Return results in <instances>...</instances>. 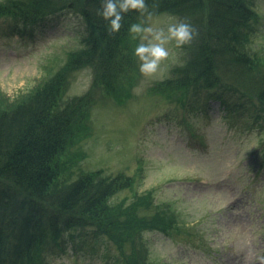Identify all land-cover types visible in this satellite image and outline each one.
Instances as JSON below:
<instances>
[{"label": "trees", "instance_id": "16d2710c", "mask_svg": "<svg viewBox=\"0 0 264 264\" xmlns=\"http://www.w3.org/2000/svg\"><path fill=\"white\" fill-rule=\"evenodd\" d=\"M146 2L151 9L153 0ZM155 2L154 14L188 18L198 36L178 50V63L153 92L183 112L197 108L202 91L240 94L241 108L249 107L264 128V50L254 45L263 28L253 0ZM98 8L100 0H0V17L24 26L69 9L86 28L81 48L34 88L13 101L0 89V264H48L65 233L85 228L108 238L126 264H153L145 234L180 231L170 204L156 202L152 191L137 193V175L96 170L64 179L76 165L67 152L87 133L90 104L87 95L67 96L69 76L91 69V89L122 104L131 98L128 75L139 72L132 56L138 42L127 32L138 14H126L120 31L108 36ZM260 161L264 165V143Z\"/></svg>", "mask_w": 264, "mask_h": 264}, {"label": "rangeland", "instance_id": "374dc122", "mask_svg": "<svg viewBox=\"0 0 264 264\" xmlns=\"http://www.w3.org/2000/svg\"><path fill=\"white\" fill-rule=\"evenodd\" d=\"M253 2L263 28L254 45L264 50V0ZM170 18L154 14L147 23L165 25ZM85 34L84 22L69 9L32 26L0 17L2 92L13 101L34 88L81 48ZM177 58L175 51L152 79L128 75L131 98L122 104L91 89V69L69 76L67 96L87 95L90 104L87 133L67 152L76 165L64 179L96 170L137 175V193L152 191L156 202L170 204L180 231L145 234L153 264H258L255 257L264 256V128L249 107L241 108L240 94L202 91L195 95L197 108L183 112L154 93L153 84L168 76ZM60 244V252L45 258L48 264H126L113 243L90 228L65 233Z\"/></svg>", "mask_w": 264, "mask_h": 264}, {"label": "clouds", "instance_id": "9594fccd", "mask_svg": "<svg viewBox=\"0 0 264 264\" xmlns=\"http://www.w3.org/2000/svg\"><path fill=\"white\" fill-rule=\"evenodd\" d=\"M158 5L155 0L151 9L146 0H100L96 15L105 21L108 36H115L123 27L124 17L135 12L140 19L127 29L131 40L138 41L132 52L140 75L152 79L162 72L165 62L175 51L190 46L197 38L198 31L188 18L173 16L165 25L147 23ZM258 264H264V256L257 255Z\"/></svg>", "mask_w": 264, "mask_h": 264}]
</instances>
